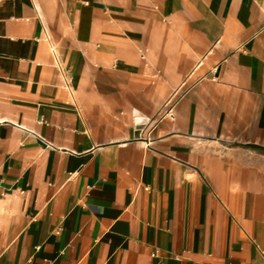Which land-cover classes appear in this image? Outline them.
Returning <instances> with one entry per match:
<instances>
[{"label":"crops","instance_id":"1","mask_svg":"<svg viewBox=\"0 0 264 264\" xmlns=\"http://www.w3.org/2000/svg\"><path fill=\"white\" fill-rule=\"evenodd\" d=\"M0 264H264V0H0Z\"/></svg>","mask_w":264,"mask_h":264},{"label":"bare ground","instance_id":"2","mask_svg":"<svg viewBox=\"0 0 264 264\" xmlns=\"http://www.w3.org/2000/svg\"><path fill=\"white\" fill-rule=\"evenodd\" d=\"M74 16V15H73ZM101 21V20H100ZM70 22V21H69ZM92 22V21H91ZM71 23V22H70ZM92 28V27H91ZM94 29V28H93ZM103 30V29H102ZM100 43V42H99ZM117 43V42H116ZM102 45V44H101ZM111 46V45H110ZM108 50H110V49H108ZM255 191H256V189H255Z\"/></svg>","mask_w":264,"mask_h":264}]
</instances>
